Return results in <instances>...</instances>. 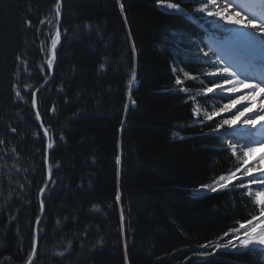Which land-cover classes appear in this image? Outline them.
I'll use <instances>...</instances> for the list:
<instances>
[{"label":"trees","instance_id":"trees-1","mask_svg":"<svg viewBox=\"0 0 264 264\" xmlns=\"http://www.w3.org/2000/svg\"><path fill=\"white\" fill-rule=\"evenodd\" d=\"M122 2L123 14L116 0H62L54 75L36 110L31 93L50 75L56 0H0V264H26L47 152L55 183L44 197L33 264H264L258 248L199 255L259 214L240 189L245 180L232 183L236 190L199 188L242 166L228 148L240 134L213 133L216 123L202 125L192 112L197 100L213 97L198 95L201 80L211 85L203 38L225 31L194 22L190 0H173L188 15L155 0ZM133 70L136 104L125 110ZM177 74L187 93H176ZM41 122L54 142L49 151Z\"/></svg>","mask_w":264,"mask_h":264},{"label":"snow or ice","instance_id":"snow-or-ice-1","mask_svg":"<svg viewBox=\"0 0 264 264\" xmlns=\"http://www.w3.org/2000/svg\"><path fill=\"white\" fill-rule=\"evenodd\" d=\"M190 2L196 4V7L192 9L194 14V22H203L207 24H213L218 28H222L225 32L229 33L228 40L232 42H240L246 46V50L249 52L250 57L247 61L246 66L241 69L237 64L233 63L230 58L224 55L212 53L216 57L215 60H208L209 53H205L206 62L210 63V66L214 69L213 72L204 73L205 76L210 78L211 87H206L203 92L198 93V95L207 98L206 94L211 93L213 96L219 95L220 99L228 100L229 103L223 104L218 111L213 110L208 113L205 110L204 120L200 121L203 125L208 121H212L213 117L220 115L221 113L231 112L236 109V114L232 115L230 118L221 119L216 123L215 127L211 129L213 133H220L221 135H231L236 138L238 130L234 127L238 121H241V117L244 119L241 121V127L247 126L248 137L244 139L243 143L233 144L231 141L228 143V148L232 152V155H236L237 151L242 154L243 165L248 164L249 155L255 151L256 146H264V12L256 13L252 12L250 16L242 15L237 9L241 5L237 0H190ZM264 4V0H260ZM119 6L121 14L124 13V4L122 0H116ZM249 6L255 5L256 0H248ZM157 7L163 9L165 12L169 13H184L188 15L183 8L180 7L179 3L173 2V0H155ZM55 15L57 17V25H59V17L61 15L62 3L61 0H56L55 3ZM46 21H40L44 24ZM51 23V21H47ZM127 22L125 17V23ZM31 26V22H28ZM131 35V33H129ZM61 32L57 26L54 36L51 38V57L47 59L46 66L51 68L53 62L56 58L55 52L57 45L60 42ZM43 43V42H42ZM44 50L43 48L41 49ZM132 51L135 53V44L132 45ZM256 53L261 55L259 61L256 60ZM19 59V57H18ZM26 63V62H25ZM42 68L44 65L41 66ZM103 67V65H101ZM183 72L185 79L196 80L198 77L190 76L189 72L183 71V69H177L175 66L172 68V72L176 74L177 72ZM215 81H219L216 83ZM259 81V82H257ZM136 82V72L133 70L131 74V79L128 82V100L130 104L125 105V110L129 106H135L136 101L132 99L131 92ZM202 84L203 80L200 81ZM45 83L47 81L45 80ZM184 81L181 79L180 75H176L175 84L177 88L175 89L177 94L187 93L188 89L182 87ZM236 85H243L245 88L250 89L253 95L257 90L262 94V102L258 108H245L244 111H240L236 106L241 104L240 99H233L234 94L239 92ZM44 85H41L43 87ZM26 88L31 87V85H26ZM39 91V89L37 90ZM36 92H32V106L36 107L37 99ZM16 96L23 99L19 88L16 89ZM190 100L196 101V96H190ZM52 111H55L53 107ZM194 115L199 116L200 108L194 107L192 109ZM247 113V116H246ZM36 120H41V114L39 111L35 113ZM41 127L43 123L41 122ZM258 126V127H257ZM15 132V129H12ZM43 135L48 138L49 142L47 144V150L54 148V142L52 141L50 131L47 127L43 128ZM177 135L178 134H174ZM254 137V138H253ZM183 139V137H179ZM63 139V137H61ZM0 143H3L0 140ZM14 151V150H13ZM241 157H238L240 159ZM259 159H264L262 156ZM44 162L47 164L48 157L45 155ZM121 159L119 156L116 157V164L119 166ZM259 163V160L256 161ZM243 171V175L248 178L247 184H241L240 189H247L246 196L251 199L254 206H258L259 214L251 216L250 219L243 223L237 222L239 227L230 229L232 238L228 239L226 243H216L212 248V251L202 250L199 255L201 257H208L216 252L218 249H234L237 253L242 251H255L258 247L264 251V169H253L251 166L237 168L235 171H230L226 175H220L214 179L209 184L200 185V189H204L210 192L228 190H236V185L231 182L237 180V173ZM258 172L259 175L253 174ZM53 170L51 165L48 166V178L44 181V186L39 188L38 199L40 215L35 217L36 229L34 230L33 240L31 243V252L27 255L26 264H33L34 257L37 253L38 242H39V225L41 223V216L45 211V199L47 194L49 184H54L55 181L52 180ZM117 176L119 177V168L117 171ZM255 185V190L251 187ZM23 187V185H21ZM116 201L119 202L121 199V193L119 190L116 192ZM94 208L98 207L96 205ZM14 219V218H13ZM121 224L123 226L124 214L121 208ZM229 232H225L224 236H228ZM125 250H127V241L124 243ZM201 249H206L209 245H201ZM59 256H63L64 252L57 253ZM125 260L127 261V251H125ZM202 264H207V261H202Z\"/></svg>","mask_w":264,"mask_h":264},{"label":"rangeland","instance_id":"rangeland-1","mask_svg":"<svg viewBox=\"0 0 264 264\" xmlns=\"http://www.w3.org/2000/svg\"><path fill=\"white\" fill-rule=\"evenodd\" d=\"M244 1L248 0H237V2L239 4L244 3ZM247 7H240L237 10L241 12L242 15H247L246 10ZM249 9H254V6L252 7H248L247 11H249ZM205 42L208 44L209 48H210V52H209V59L208 60H215L216 57L214 55H212L213 52L220 54V55H224L227 58H230L231 61L233 63H240V62H245L249 60L250 54L249 52L246 50V46L240 42H232L229 41L228 38L222 40V42H225L228 46H233V47H237L236 50L233 49L235 52H230L227 51V49H224V47L226 46H222L220 44V42L218 41L217 38L210 36V37H206ZM241 45V46H240ZM218 48V49H216ZM240 48V49H239ZM231 56V57H230ZM236 57V58H235ZM238 57V59H237ZM235 59V60H234ZM261 59V55L259 53H256V60L259 61ZM238 65V64H237ZM212 72L214 71V69L211 67ZM136 84V82H135ZM204 86L206 87H211V85L205 83L204 81ZM236 87L239 89V92L234 94L233 99H240L241 100V104H238L236 107L240 110V111H244L245 108H258L260 106V103L262 102V94L260 93L259 90H257L255 92V94L253 95V93L251 92L250 89L245 88L243 85H236ZM213 96V95H212ZM229 103L228 100H222L220 99L219 95L210 97L207 99V102H205V105L203 103H201V101L197 100V105L196 107L200 108V114L204 117L205 114V110L208 113H211L213 110L218 111L220 107L223 106V104ZM236 114V109H233L231 112H227V113H221L218 116L213 117V121L214 123L219 122L221 119L224 118H230L232 115ZM247 116V113H246ZM244 119V117H241V121ZM241 121H238L237 124L234 126L238 131H241L243 134V138H247L248 137V131H247V126L245 127H241ZM264 122V121H262ZM258 127V126H257ZM254 138V137H253ZM243 139V142H244ZM238 157H241L240 160L243 161L242 158V154L239 152V150L237 151L236 154ZM262 156H264V146H256L255 147V151L252 152L249 157H247L248 159V164L244 165L245 167H249L251 166L253 169L259 168V169H264V159H259ZM259 160V163L257 164L256 161ZM253 174L259 175L258 172H254ZM253 188V190H255V185L251 186Z\"/></svg>","mask_w":264,"mask_h":264},{"label":"bare ground","instance_id":"bare-ground-1","mask_svg":"<svg viewBox=\"0 0 264 264\" xmlns=\"http://www.w3.org/2000/svg\"><path fill=\"white\" fill-rule=\"evenodd\" d=\"M244 2H247V1H244ZM258 4H259V7H255L254 6V9H249V11H247V10H245L246 11V13H247V15L248 16H250L251 15V13L252 12H256V13H261V12H264V4H262L261 2H260V0H258ZM240 5H242V3L240 4ZM220 42V41H219ZM235 43V42H234ZM220 44L222 45V46H225L224 47V49H227V51H230V52H235L233 49H235L236 50V46L235 47H233L232 45L231 46H228L225 42H220ZM236 44V43H235ZM242 45H243V43H242ZM241 46V45H240ZM216 49H218V48H216ZM240 49V48H239ZM231 57V56H230ZM236 58V57H235ZM237 59H238V57H237ZM235 60V59H234ZM238 66L242 69V68H244L246 65L244 64V63H238ZM257 82H259V81H257Z\"/></svg>","mask_w":264,"mask_h":264},{"label":"water","instance_id":"water-1","mask_svg":"<svg viewBox=\"0 0 264 264\" xmlns=\"http://www.w3.org/2000/svg\"><path fill=\"white\" fill-rule=\"evenodd\" d=\"M61 21H62V12H61V15H60V18H59V25H58V27H59V29H60V31H61ZM55 56H56V58L55 59H57V54H56V52H55ZM54 70V66H52V68H51V74H50V77L46 80L47 81V83H43L42 85H44L43 87H39L38 89L40 90V89H42V88H44L45 86H46V84H48L50 81H51V79H52V77H53V71ZM37 89V90H38ZM35 91L37 94H36V99H37V105H36V107L38 106V92L39 91ZM48 142H49V140H48ZM48 142H47V144H48ZM48 166H49V156H48V162H47V170H48ZM50 185V184H49ZM42 217H43V215L41 216V219H42ZM35 229H36V225H35Z\"/></svg>","mask_w":264,"mask_h":264}]
</instances>
